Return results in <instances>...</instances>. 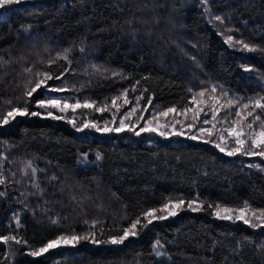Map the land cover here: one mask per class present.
Returning <instances> with one entry per match:
<instances>
[{"label":"trees","instance_id":"obj_1","mask_svg":"<svg viewBox=\"0 0 264 264\" xmlns=\"http://www.w3.org/2000/svg\"><path fill=\"white\" fill-rule=\"evenodd\" d=\"M217 15L223 23L213 19ZM227 35L264 48V0H208L207 5L200 0H26L0 10V55L14 61L0 69V111L9 107L6 100L13 105L22 101L24 66L43 70L40 61L64 48L72 49L74 72L64 78L70 90L41 89L32 99L49 95L69 103L88 99L107 105L104 112L69 110L64 120L18 117L0 126V164L8 176L0 186L6 193L0 196V234H18L27 241L23 246L0 243V264H264V229L216 219L206 207H240L248 201L252 209H264V171L249 167L264 169V158L228 156L213 143L174 134L77 131L68 123L75 117L78 123L86 119L103 125L134 105L138 115L147 108V116L174 105L180 110L191 99L189 89L198 92L213 85L223 86L229 96L264 94V52L231 47ZM91 65L109 71L101 75ZM242 65L255 71L245 72ZM112 71L123 76L113 77ZM117 96L119 111L112 105ZM30 110L39 109L30 105ZM97 153L102 159H96ZM27 160L43 170L35 178L40 189L21 171ZM180 196L198 197L205 209L180 210L123 245L82 240L74 247L30 255L61 234L91 229L106 238L146 209ZM157 240L163 256L153 252Z\"/></svg>","mask_w":264,"mask_h":264},{"label":"snow or ice","instance_id":"obj_2","mask_svg":"<svg viewBox=\"0 0 264 264\" xmlns=\"http://www.w3.org/2000/svg\"><path fill=\"white\" fill-rule=\"evenodd\" d=\"M25 2L26 0H0V10H6L14 5H20ZM200 2L207 5L208 0H200ZM205 12H210V9L205 7ZM213 19L223 23V18L219 15L214 16ZM25 30L27 31V29ZM228 31L230 32L232 30L228 29ZM225 42L234 48L239 45L242 51L264 52V48L250 45L242 39H234L232 35H227ZM79 50L83 52L85 49L81 47ZM71 52V48H64L54 56H49L47 61L41 60L40 63L45 65L43 70H37L34 64L22 68V75L26 77L23 82V99L15 105H13L12 100L4 101L9 107L6 111H0V126L8 125L18 117L46 115L53 120H64L67 118L66 114L69 110L72 113H75L77 109H93L96 112H104L107 110V105L102 107L96 106L95 102L88 99H84L83 101L75 99L74 103H69L67 98L52 97L49 95H44L41 99H32L33 95L41 89H43L45 93L65 92L70 90L64 78L67 73L74 72L71 68ZM24 59V57H20V60ZM61 60H63L65 64H60L59 62ZM12 63H14L12 59L6 60L3 55H0V69ZM54 65L55 67H53ZM91 67L95 72H99L101 75L109 71L108 69H103V71H101V66L99 65H91ZM241 67L245 72L255 71V68L247 65H242ZM111 74L113 77L123 76L122 73L117 71H112ZM51 80H63V82L60 86H51L48 84ZM139 83L140 81H136L137 85ZM132 91H136L135 85L132 87ZM144 91H147V89H144ZM189 91L192 92L191 99L182 109L178 111L177 107L174 105L163 111L153 113L151 118L147 120H145L142 115L147 109L142 108L140 110L141 114L136 115L137 108L133 107L129 112L124 113V115L119 118L118 124L115 113L111 121H105L102 127L94 120L85 119L80 120L78 123L75 117L68 119V123L77 131H83L87 128L105 133H121L128 131L136 136H140L141 133H156L161 137H167L169 134L183 136L185 134V127L189 131L196 128L197 123L200 122L201 114L203 113L205 118L202 120V126L198 128L196 134L189 136L190 139L197 140L207 137L204 141L205 143H213L220 152L228 156L240 154L242 156H258L264 158V94L257 93L254 96L246 98L229 96L228 91L224 90L223 86L217 85H213L211 88H201L198 92H194L192 89H189ZM127 94L128 89H125L122 93L125 104L129 103ZM141 98L142 96L136 97L137 103H139ZM119 99V96L112 99V105L117 111H119V108L117 107L116 101ZM147 104H152L151 97L147 99ZM30 105H34L37 109L42 111H32L30 110ZM53 110L59 114H54ZM221 112L225 114L220 116ZM173 113L184 115L185 117H187L188 113H191V122L185 125L180 120L175 119V117H173L174 123H172L171 126L168 123L161 124L159 122L160 117H168L169 114ZM209 113L211 119L207 118ZM134 115H136V123H131V118ZM141 120H144L143 126H140L139 130H137V126ZM176 124L181 125V130H176ZM217 124L222 125V127L217 128ZM208 125L210 126L206 127ZM169 127H171V133L168 131ZM213 137H215V139H213ZM82 155L85 159L87 158V153ZM4 159H6V157H4ZM96 159H102L101 154L97 153ZM249 167H255L264 171L259 164H250ZM21 171L24 176L31 175V186L33 188L40 189V185L35 178L38 172L43 171L42 169L36 167L32 160H27L24 162ZM11 175L15 176V173H11ZM51 179L56 180L57 177L53 176ZM7 183L8 176L4 173L3 164H0V186H4ZM5 195V192L0 191V196ZM21 195H24V193H21ZM73 199H75V197H73ZM185 207L193 212L201 211L205 209V202L198 201V199L188 200L186 202L182 197L175 200L168 198L159 208L151 207L146 209L135 219L130 220L127 226L121 227L115 234H108L106 238H98L97 234L91 229L86 234H61L54 239L48 240L41 247L32 250L30 255L38 257L60 246L71 245L74 247L82 240H90L93 244L123 245L131 238H137L141 232L148 229L155 221H162L169 217L176 216L178 211L183 210ZM206 207L212 209V214L218 219L240 220L253 229H264V209H253L250 211L248 201H244L243 206L237 209L219 203H207ZM16 223L19 227L20 221L18 217L16 218ZM52 223H58V220H52ZM97 223L98 222L95 220L92 221V226L95 227ZM100 235H105L103 230H101ZM10 242L21 246L27 244L24 238L18 237V234H0V243L9 245ZM160 247H162L160 241L157 240L153 245V252L156 256L164 255L163 252L159 251Z\"/></svg>","mask_w":264,"mask_h":264},{"label":"rangeland","instance_id":"obj_3","mask_svg":"<svg viewBox=\"0 0 264 264\" xmlns=\"http://www.w3.org/2000/svg\"><path fill=\"white\" fill-rule=\"evenodd\" d=\"M54 97H57V96H54ZM223 99V98H222ZM134 107H136V108H139V107H137L136 105H134ZM133 108V107H132ZM144 109H147V108H144ZM131 110V108L128 110V112ZM54 111V114H57L58 112H55V110H53ZM162 111V110H161ZM179 111V110H178ZM146 112H148V109L146 110V111H144V118H145V120H147V119H150L151 118V116L153 115V113H155V112H159V111H154V110H151L150 112H149V116H147V114H146ZM222 113V112H221ZM220 113V116H223L224 114H221ZM59 114V113H58ZM136 115H138L137 113H136ZM136 115H134L132 118H131V123H136ZM191 113H188L187 114V117H185L184 115H177V114H169V116L168 117H160L159 118V122L161 123V124H165V123H168L170 126H171V124L172 123H174V120H173V117H175V119H178V120H180L183 124H185V125H187V123H189V122H191ZM122 117V116H121ZM119 118L120 117H117V124H118V120H119ZM205 117H204V115H203V113L201 114V118H200V122L199 123H197V125H196V128H194V129H192L191 131H189L186 127L184 128V132H185V134L183 135V136H181V137H185V138H189V136L190 135H194V134H196L197 133V130H198V128L200 127V126H202V120L204 119ZM208 119H211V115H210V113H209V115H208V117H207ZM111 121V120H110ZM143 123H144V120H141V121H139V124H138V126H137V130H139V127L140 126H143ZM103 125H101V127H102ZM111 126H117V125H111ZM210 125H208V126H206V127H209ZM176 127H178V129H177V131H179V130H181V125L180 124H176ZM217 127H222V125H220V124H217ZM168 131L171 133V127H169V129H168ZM151 134H156V133H151ZM170 135H172V134H169L168 136H170ZM205 139H207V137H205L204 139H197V141H205ZM213 139H215V137H213ZM231 146V145H230ZM182 196H180V197H178V198H181ZM186 202L188 201L185 197H182ZM177 199V198H176ZM196 199H198V201H203V200H201V199H199L198 197L196 198ZM175 200V199H174ZM191 200H193V199H191ZM204 202V201H203ZM243 206V205H242ZM242 206H240V207H242ZM228 207H230V208H233V209H237V208H240V207H231V206H228ZM185 210H188V211H190V212H193V211H191V210H189V209H187L186 207L184 208ZM251 210H253L251 207H250V211ZM180 211V210H179ZM178 211V212H179ZM196 212H198V211H196ZM174 217V216H173ZM173 217H169L168 219H170V218H173ZM216 218V217H215ZM216 219H218V218H216ZM167 220V219H166ZM219 220H221V219H219ZM226 221H230V222H237V221H240V220H235V219H233V220H226ZM66 246H70V245H66ZM64 246H60V247H58V248H63Z\"/></svg>","mask_w":264,"mask_h":264}]
</instances>
